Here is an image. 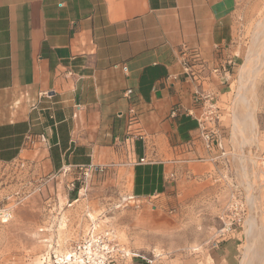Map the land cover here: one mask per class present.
<instances>
[{"label":"crops","instance_id":"1","mask_svg":"<svg viewBox=\"0 0 264 264\" xmlns=\"http://www.w3.org/2000/svg\"><path fill=\"white\" fill-rule=\"evenodd\" d=\"M245 1L0 0V165L119 166L138 198L167 194L198 162L209 170L221 155L201 122L205 98L227 92L243 59L235 36ZM183 44L207 66H195L198 80L182 64ZM240 241L236 229L183 264H240Z\"/></svg>","mask_w":264,"mask_h":264},{"label":"rangeland","instance_id":"2","mask_svg":"<svg viewBox=\"0 0 264 264\" xmlns=\"http://www.w3.org/2000/svg\"><path fill=\"white\" fill-rule=\"evenodd\" d=\"M242 10L235 37L243 59L207 117L221 160L206 172L198 162L167 194L140 200L129 198L128 174L119 166L54 173L43 158L2 164L0 204L14 212L0 224V264H54V255H64L94 222L115 229L128 257L160 254L183 264L222 238L236 210L242 257L252 245L247 263L264 264V0H247Z\"/></svg>","mask_w":264,"mask_h":264},{"label":"built area","instance_id":"3","mask_svg":"<svg viewBox=\"0 0 264 264\" xmlns=\"http://www.w3.org/2000/svg\"><path fill=\"white\" fill-rule=\"evenodd\" d=\"M180 56L182 64L190 77L194 80L200 79L199 73L195 69V66H199L201 70L207 69L205 62L202 60L201 54L197 48H191L185 44L180 47ZM213 72H218L219 68H214ZM209 104L207 105V111L203 116L201 122H205L208 117L209 110L215 106L211 101V97L208 95L206 98ZM135 120V117H132ZM203 130H207L205 125H202ZM205 140L208 144L213 141V134L207 132L204 135ZM44 139V137H42ZM22 165L23 161L20 160ZM87 168V167H86ZM91 168V167H88ZM93 169H98L100 167H92ZM76 169H84L83 167H78ZM73 169L67 168L64 172L72 171ZM72 185H74L72 183ZM130 199L140 200L134 194L129 196ZM14 207L9 204H0V224L8 223L13 217ZM243 216L241 212H236L233 214L232 219L225 222L224 227L220 230L221 237L234 232L237 226L241 224ZM122 255L127 257L129 253L121 246L118 241L117 232L114 228H104L101 229L98 224L91 223L89 229L85 234H83L78 240H76L68 251L62 255H54V264H113L117 256ZM133 255H140L133 253ZM160 254H153L152 257L147 258L149 264H152Z\"/></svg>","mask_w":264,"mask_h":264},{"label":"bare ground","instance_id":"4","mask_svg":"<svg viewBox=\"0 0 264 264\" xmlns=\"http://www.w3.org/2000/svg\"><path fill=\"white\" fill-rule=\"evenodd\" d=\"M263 22H264V21H263ZM260 25H263V24H261V22H260ZM260 25H259V27L262 28V26H260ZM262 29H263V28H262ZM254 34H255V33H254ZM260 34H262V33H260ZM259 36H260V35H259ZM262 38H263V37H262ZM263 43H264V42H263ZM258 46H259V45H258ZM262 46H263V45H262ZM263 47H264V46H263ZM263 47H262V48H263ZM263 49H264V48H263ZM251 50H252V49H251ZM254 53H255V52H254ZM252 54H253V53H252ZM250 56H251V55H249V57H250ZM256 56H258V55H256ZM249 57H248V58H249ZM252 57H255V56H252ZM255 59H256V58H255ZM251 61H252V60H251ZM254 66H255V65H254ZM254 66H253V67H254ZM249 67H250V66H249ZM241 69H242V68H241ZM250 69H251V67H250ZM244 73H245V71H244V69H243V70L241 71V75H240L241 78L244 77V76H243ZM250 75H251V74H250ZM249 77H250V76H249ZM251 78H252V76H251ZM245 80H247L246 77H245ZM250 80H251V79H250ZM243 82H244V81H243ZM253 82H254V81H253ZM243 84H244V83H243ZM246 84H247V82H246ZM250 85H251V84H250ZM245 87H246V86H245ZM248 87H249V86H248ZM251 88H252V86H251ZM242 89H243V87H242ZM242 89H241V90H242ZM248 107H249V106H248ZM250 108H251V107H250ZM247 115H248V114H247ZM248 119H249V118H248ZM240 120H241V119H240ZM238 121H239V120H238ZM244 122H245V120H244ZM244 122H243V123H244ZM247 122H249V121H247ZM239 123H240V121H239ZM241 124H242V123H241ZM246 124H247V123H246ZM242 125H243V124H242ZM244 125H245V124H244ZM249 125H250V124H249ZM256 126H257V125H256ZM245 127H247V125H246ZM250 128H251V127H250ZM253 129H254V128H253ZM233 132H234V131H233ZM253 132H254V131H253ZM235 133H238V132L235 131ZM235 136H236V134H235ZM234 138H235V137H234ZM253 199H254V198H253ZM253 202H254V201H253ZM250 203H252V202H250ZM254 203H255V202H254ZM251 205H252V204H251ZM251 207H252V206H251ZM250 215H251V214H250ZM252 216H253V215H252ZM252 216H251V218H253ZM252 220H253V219H248V218H247V222H249V225H251V226H250V229L252 228ZM255 220H256V219H255ZM246 224H247V223H246ZM247 225H248V224H247ZM247 225H246V226H247ZM246 226H245V227H246ZM247 231H248V229H247ZM248 241H249V240H248ZM248 241H247V242H248ZM248 243H249V242H248ZM248 245H249V244H248ZM250 245H251V244H250ZM251 247H252V245H251ZM251 247H250V246H247V247H246V249H245V251H244V254H243V257H242V261H241L240 264H248L247 262H248V259L250 258V257H249V256H250L249 252L251 251ZM251 255H252V252H251ZM253 256H255V255H253ZM253 256H252V257H253ZM256 257H257V256H256ZM253 259H254V257H253ZM252 261H253V260H252ZM253 262H254V261H253Z\"/></svg>","mask_w":264,"mask_h":264}]
</instances>
